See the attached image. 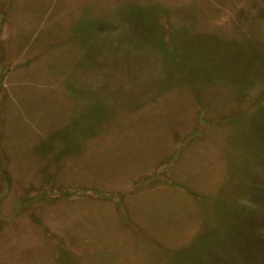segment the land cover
<instances>
[{
  "label": "rangeland",
  "instance_id": "obj_1",
  "mask_svg": "<svg viewBox=\"0 0 264 264\" xmlns=\"http://www.w3.org/2000/svg\"><path fill=\"white\" fill-rule=\"evenodd\" d=\"M0 264H264V0H0Z\"/></svg>",
  "mask_w": 264,
  "mask_h": 264
},
{
  "label": "crops",
  "instance_id": "obj_2",
  "mask_svg": "<svg viewBox=\"0 0 264 264\" xmlns=\"http://www.w3.org/2000/svg\"><path fill=\"white\" fill-rule=\"evenodd\" d=\"M129 132H132V131H126L125 133L130 134ZM110 137H111V139L106 142V146L108 145L109 147H112L113 149H117V145L124 143L125 141H129V143H132L131 139L129 137H126V136H121V137L120 136H110ZM124 137L126 140L124 139ZM120 138H121V140H120ZM170 155L171 154H169L168 157ZM93 156H91V157H93ZM165 157H160L159 161L163 162ZM156 167L157 166H153V165L152 166H148V165L138 166V164H136L135 162H128V166H127V168L124 169V171H122L121 173H119L113 177H109V181H105L104 185H102V187H103V189H106V192L112 191L116 187H120L122 185L131 187L133 182L136 179H138L140 177H144L146 175H150V173L154 172ZM160 183L161 182H159L157 184H160ZM98 184L100 187L101 184L100 183H98Z\"/></svg>",
  "mask_w": 264,
  "mask_h": 264
},
{
  "label": "trees",
  "instance_id": "obj_3",
  "mask_svg": "<svg viewBox=\"0 0 264 264\" xmlns=\"http://www.w3.org/2000/svg\"><path fill=\"white\" fill-rule=\"evenodd\" d=\"M150 18L152 17V14H149ZM165 34V33H164ZM168 34V33H167ZM177 37L179 35L175 36L174 33H169V37L167 38L165 36V41L161 40V48L163 50V54L168 59V65L169 66H178L179 61L182 59L181 55L182 51L184 50V44L181 45L179 41H177ZM172 42V43H171ZM209 43V42H208ZM208 43H204L203 47L210 49ZM198 49V48H196ZM194 49V50H196ZM206 49V50H208ZM89 59V55L86 56V60ZM21 206V204H20Z\"/></svg>",
  "mask_w": 264,
  "mask_h": 264
}]
</instances>
